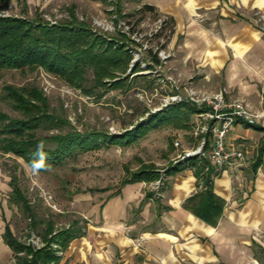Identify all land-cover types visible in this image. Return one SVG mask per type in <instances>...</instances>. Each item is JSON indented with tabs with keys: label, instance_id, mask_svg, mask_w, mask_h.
I'll list each match as a JSON object with an SVG mask.
<instances>
[{
	"label": "crops",
	"instance_id": "0c3cea01",
	"mask_svg": "<svg viewBox=\"0 0 264 264\" xmlns=\"http://www.w3.org/2000/svg\"><path fill=\"white\" fill-rule=\"evenodd\" d=\"M118 1L123 8V0L103 2L112 4L109 11L116 13ZM142 1L174 20L175 33L183 38L186 50L199 51L195 58L203 76L202 92L226 88L230 98H245L254 111L264 112V30L250 17L252 9H264V0ZM0 5L5 9L0 15L26 16L27 8L17 14L6 11L12 0ZM205 10L212 20L204 24L197 16ZM210 24L215 26L211 30ZM218 81L225 84L218 86ZM197 143L195 137L192 146ZM227 145L242 152L245 159L232 168L218 167L209 159L215 170L213 192L225 200L217 224L185 207L189 197L207 188L197 175V166L174 163V169L183 168L173 173H167L170 166L158 167L159 179L164 177L162 185L157 186L159 179L121 182L115 193L102 199L100 223L74 238L58 264H188L187 260L195 264H250L253 254L264 263L259 239L264 237V116L254 124L238 121L228 134ZM12 193L10 205L21 210L11 201ZM10 205L2 208L7 217L0 219V259L11 256L7 262H20L18 256L24 253L16 254L4 237L7 225L15 234L11 214L6 213ZM41 241L44 243L42 236Z\"/></svg>",
	"mask_w": 264,
	"mask_h": 264
},
{
	"label": "rangeland",
	"instance_id": "374dc122",
	"mask_svg": "<svg viewBox=\"0 0 264 264\" xmlns=\"http://www.w3.org/2000/svg\"><path fill=\"white\" fill-rule=\"evenodd\" d=\"M122 5L125 17L117 26V15L109 11L112 4L101 0H22L20 3L12 0V6L6 10L11 14L23 13V9L27 8L26 16L30 18L42 14L46 19L61 21L69 17V8L75 6L78 17L90 22L99 32L116 35L118 27L135 40L128 44L134 54L132 65L139 63L140 72L145 76L133 74L136 82L131 88L104 92L98 89L88 94L44 67L24 71L5 69L0 72V111L11 117H23V113L15 109L12 101L6 97V85L37 86L49 100V112L71 123L61 128H50L49 124H44L38 129V135L59 133L72 127L80 132L99 130L120 135L140 124L148 126L159 110L166 109L172 103L182 100L192 102V91L202 93L203 76L197 66L199 61L195 58L199 51L185 49L183 38L175 33L178 27L174 20L171 23V17L159 12L143 16L138 12L144 5L142 0H123ZM3 10L4 7L0 5V12ZM250 17L257 27L264 30V9H252ZM197 20L205 24L211 22L212 18L205 10L199 12ZM213 27L212 24L208 25L210 30ZM154 53L159 54L161 64L153 62ZM187 55L190 57L187 58ZM88 79V85H92V71ZM220 84L225 83L218 81V86ZM227 97L230 98V95L227 94ZM195 119L196 115L189 130L172 126L151 127L132 143L103 144L100 149L82 152L64 166L45 172L32 167L22 157L4 154L0 150V219L7 217L2 208L3 205H10L11 183L13 175H17L18 184L39 218H52L59 229L77 221L85 233L90 225L100 223L98 207L102 199L117 191L128 168L134 171L146 163L164 169L174 164L182 151L193 147ZM177 140L181 141L180 146L175 145ZM10 208L6 213L11 214V226L16 236L28 242L41 239L43 226L33 227L32 221L16 205H10ZM259 239L264 247L263 238ZM251 256L250 264H264L256 254ZM10 260L12 257L6 256L0 259V264ZM187 261L188 264H195Z\"/></svg>",
	"mask_w": 264,
	"mask_h": 264
},
{
	"label": "trees",
	"instance_id": "16d2710c",
	"mask_svg": "<svg viewBox=\"0 0 264 264\" xmlns=\"http://www.w3.org/2000/svg\"><path fill=\"white\" fill-rule=\"evenodd\" d=\"M103 1L109 3V0ZM0 3L9 5L10 0H0ZM138 12L143 16L147 13H158L156 8L149 4H144ZM113 14L117 15L115 23L118 26L119 21L125 17L121 1H118L116 13ZM116 30V35L95 30L90 22L78 17L75 6L69 8L68 18L56 23L42 14L35 18L0 15V72L5 69L24 71L44 67L71 86L81 88L88 94L98 89L104 92L131 88L136 82L132 75L136 73L135 76L144 77L145 73L140 72L139 63L132 65L134 54L128 44L135 40L118 27ZM152 60L155 64L162 63L158 53L153 54ZM91 71L93 83L88 85V74ZM5 91L6 97L12 101L15 109L23 113V117H11L0 111V150L22 157L29 165L44 172L64 166L82 152L100 149L103 144L110 146L132 143L137 137L146 134L151 127L172 126L189 130L193 116L207 109L205 106L199 107L194 101L182 100L159 110L148 126L140 124L120 135L99 130L80 132L74 127L59 133L38 135V129L44 124H49L50 128H61L70 121L49 112V100L37 86L6 85ZM200 161L197 156L188 158L190 165L197 166V175L199 179L204 180L207 188L189 197L185 207L206 221L217 224L225 200L213 192L212 175L215 170L210 160L206 158L202 163ZM260 163L261 159L257 160L256 166ZM156 168L158 167L146 163H142L134 171L128 168L122 184L133 180L159 179L161 173ZM181 168L183 166L178 169L170 166L167 173L176 172ZM18 182L17 175H13L11 201L19 205L31 219L33 227L43 226L41 236L44 245L37 247L21 241L9 225L6 227L5 240L16 254L24 253L18 256L22 264H58L63 256L57 253L59 249L54 248L53 243L66 251L74 238L83 235V229L77 221L59 229L52 218H39Z\"/></svg>",
	"mask_w": 264,
	"mask_h": 264
},
{
	"label": "built area",
	"instance_id": "2783aa9c",
	"mask_svg": "<svg viewBox=\"0 0 264 264\" xmlns=\"http://www.w3.org/2000/svg\"><path fill=\"white\" fill-rule=\"evenodd\" d=\"M53 23L56 20L48 17ZM120 23V21H119ZM118 23V25H120ZM129 27V26H128ZM117 29V28H116ZM227 89H222L217 93H199L192 91L190 96L192 101L199 107H207L206 110L197 113L194 126V136L198 139L197 145L189 147L178 155L175 163L181 162L189 165L188 158L197 156L201 161L210 159L218 167H239L242 165L245 156L234 147L227 145L228 134L238 121L254 124L257 119L264 116V112H256L249 105L245 98H228ZM176 99L181 97L174 96ZM176 146L181 145V141H175ZM166 175V174H164ZM164 177L157 181V186L163 184ZM264 240V237H263ZM38 247L44 245L41 239L29 241ZM53 247L59 249L58 254L64 255L65 251L59 248L58 244L53 243ZM5 264H22L16 260Z\"/></svg>",
	"mask_w": 264,
	"mask_h": 264
}]
</instances>
